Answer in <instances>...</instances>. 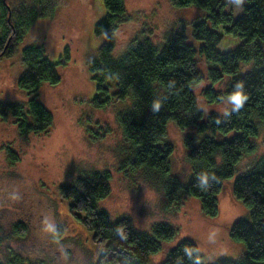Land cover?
I'll list each match as a JSON object with an SVG mask.
<instances>
[{
  "label": "rangeland",
  "instance_id": "rangeland-1",
  "mask_svg": "<svg viewBox=\"0 0 264 264\" xmlns=\"http://www.w3.org/2000/svg\"><path fill=\"white\" fill-rule=\"evenodd\" d=\"M223 1L225 12L235 17L243 12L246 3V0ZM30 3L31 0L7 1L14 10L20 6L27 9ZM124 6L127 19L112 32L115 59L146 39L160 47L165 37L182 34L190 42L193 24L198 21L212 26L205 10L177 8L170 0H124ZM41 10L46 15L31 24L12 57L0 58V102L23 105L27 109L29 97L18 84L24 67L21 53L27 46L42 47L60 78L56 85L43 84L38 92L37 99L53 116L47 132L21 134L11 116L6 120L0 117L1 261L6 262L10 255L16 254L24 264L96 263L101 246L94 244L91 233L70 215L69 201L59 193L61 185L72 184L78 177L94 172H106L110 177V193L99 201L98 209L112 220L128 217L135 228L148 233L160 223L175 230L173 239L163 241L161 252L152 256V264L163 261L169 250L183 239L196 245L202 264L240 258L245 252L244 243L230 236L229 226L237 220H250V216L248 208L233 196L231 184L264 159L263 126L257 122L259 134L251 138L258 146L257 152L243 158L234 176L224 182L218 195L216 216L204 214L196 197L172 204L160 185L148 179L143 170H132L128 164L133 147L124 137L118 115L129 109L131 100L112 101L99 108L91 103L96 95V82L88 64L107 38L106 32L95 33L96 24L107 15L104 0H46ZM217 31L222 34L217 46L220 52L242 42L221 26ZM198 57L203 80L194 86V93L204 111V119L211 110L224 114L235 99L209 104L203 90L208 87L222 90L227 78L212 83L204 57ZM250 68L251 64L241 63L238 73L243 74ZM187 135L194 136L195 144L205 136L196 127L181 129L170 120L161 138V142L173 148L169 157L170 173L182 184L192 175L185 145ZM206 135L212 136V133ZM216 138L223 139L220 135ZM9 151L16 160L9 159Z\"/></svg>",
  "mask_w": 264,
  "mask_h": 264
},
{
  "label": "trees",
  "instance_id": "trees-1",
  "mask_svg": "<svg viewBox=\"0 0 264 264\" xmlns=\"http://www.w3.org/2000/svg\"><path fill=\"white\" fill-rule=\"evenodd\" d=\"M7 1L0 0V58L12 57L31 24L46 15L39 11L46 0H31L27 9L20 6L18 10L10 8ZM170 1L177 8L200 7L207 12L212 26L198 21L193 24L190 42L182 34L165 37L160 47L146 39L115 59L112 32L126 21L127 15L124 0H104L107 15L96 24L95 33L106 32L107 38L88 64L96 82L91 103L99 108L129 98L130 107L118 115V122L133 147L128 159L130 168L143 170L148 179L162 187L172 204L196 197L203 213L214 217L224 182L234 176L243 158L257 152L258 146L251 138L258 136V124L264 128V0H246L243 12L236 17L225 12L223 0ZM219 26L240 37L241 44L226 52L218 51L222 39L217 31ZM198 56L204 57L212 83L227 78L222 90H203L207 102L234 101L239 91L246 97L239 106L234 101L224 114L211 110L204 119L194 93V86L203 80ZM21 59L24 67L18 84L29 97L27 109L3 101L0 117L6 120L11 116L21 134L44 133L51 127L53 116L37 99L38 92L43 84L56 85L60 78L55 64L46 58L40 46L24 48ZM241 63L251 64V68L239 74ZM237 85L241 87L238 89ZM170 120L181 129L196 127L205 135L196 144L193 135L185 137L192 166L186 184L171 175L169 157L173 148L161 142ZM217 135L223 139H217ZM8 157L16 160L10 151ZM109 190L110 177L106 172L84 175L59 187L60 196L69 201L70 215L91 233L94 244L101 246L94 264H152V256L161 252L163 241L173 239L175 230L160 223L148 233L135 228L128 217L112 220L98 209L99 201L109 195ZM231 191L249 211L250 220H237L229 226L230 236L244 243L245 252L237 260L221 259L213 264H264V159L239 175L232 182ZM197 249L192 241L183 239L158 264H202ZM0 264L24 263L12 254L6 262L0 259Z\"/></svg>",
  "mask_w": 264,
  "mask_h": 264
},
{
  "label": "clouds",
  "instance_id": "clouds-1",
  "mask_svg": "<svg viewBox=\"0 0 264 264\" xmlns=\"http://www.w3.org/2000/svg\"><path fill=\"white\" fill-rule=\"evenodd\" d=\"M240 87H241L240 85H237V88H238V89H239ZM234 99H235V101H236V103H237V106H239V105L243 102V100L246 99V97L243 96L242 93L238 91L237 94L234 96ZM49 230H50V229H49Z\"/></svg>",
  "mask_w": 264,
  "mask_h": 264
}]
</instances>
